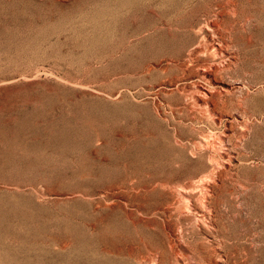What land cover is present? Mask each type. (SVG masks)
<instances>
[{
    "label": "rangeland",
    "instance_id": "374dc122",
    "mask_svg": "<svg viewBox=\"0 0 264 264\" xmlns=\"http://www.w3.org/2000/svg\"><path fill=\"white\" fill-rule=\"evenodd\" d=\"M0 264H264V0H0Z\"/></svg>",
    "mask_w": 264,
    "mask_h": 264
},
{
    "label": "bare ground",
    "instance_id": "6f19581e",
    "mask_svg": "<svg viewBox=\"0 0 264 264\" xmlns=\"http://www.w3.org/2000/svg\"><path fill=\"white\" fill-rule=\"evenodd\" d=\"M223 11V10H222ZM213 21V20H212ZM202 24V23H201ZM200 24V25H201ZM206 26L205 27H208V26H211V23H206L205 24ZM200 28H202V27H200ZM214 28V27H213ZM212 29V28H211ZM217 29V28H216ZM198 31H199V28H198ZM201 32V31H200ZM211 32H213V31H211ZM201 35V34H200ZM210 35V34H209ZM216 36V35H215ZM203 37V36H202ZM213 39V38H212ZM205 40V39H204ZM202 41H203V39H202ZM205 42V41H204ZM221 42V41H220ZM200 43V42H199ZM219 43V42H218ZM201 44V43H200ZM206 44V43H205ZM202 45H204V43L202 44ZM212 46H214V45H212ZM195 47V46H194ZM192 48V47H191ZM205 49H206V46H205ZM214 49V48H213ZM212 49V50H213ZM198 51V50H197ZM203 52V51H202ZM189 54V53H188ZM192 55V54H191ZM190 55V56H191ZM195 55V54H194ZM189 56V55H188ZM192 61V60H191ZM201 64V63H200ZM202 66V65H201ZM209 66V65H208ZM217 68V67H216ZM203 69H205V70H207L208 69V67L205 65V66H203ZM214 69H215V67H214ZM218 70V69H217ZM201 92L203 93V94H207L205 91H203V90H201ZM206 96V95H205ZM209 98H211V96H209ZM214 100V99H213ZM205 101V100H204ZM205 103H207V101H205ZM218 105V104H217ZM205 142V141H204ZM200 143H201V141H200ZM213 146V145H212ZM230 157V156H229ZM211 161V160H210ZM213 161V160H212ZM211 161V162H212ZM216 162V161H215ZM214 162V163H215ZM206 177V176H205ZM205 177H200V178H198L197 180H192V181H190V184L189 185H187L186 186V188H190L191 187V189H193V188H200L198 191H200L199 193H201V195L203 196V197H207V195H208V193H207V191H206V189H204V191L201 189V188H205L206 186H205ZM207 179V178H206ZM183 190H185V188H183ZM194 190V189H193ZM186 191V198L189 200V199H192V198H194V196H193V194L192 193H190V191H189V189H186L185 190ZM185 191H183V192H185ZM196 199V198H195ZM198 200H200V199H198ZM195 207L194 208H197L198 206H196L195 204H193Z\"/></svg>",
    "mask_w": 264,
    "mask_h": 264
}]
</instances>
